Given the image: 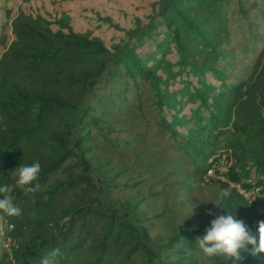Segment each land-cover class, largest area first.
Masks as SVG:
<instances>
[{
    "label": "trees",
    "instance_id": "obj_1",
    "mask_svg": "<svg viewBox=\"0 0 264 264\" xmlns=\"http://www.w3.org/2000/svg\"><path fill=\"white\" fill-rule=\"evenodd\" d=\"M231 4L253 44L241 73L235 55L222 62L220 52L237 41ZM159 7L113 52L67 22L55 23L67 34L41 17L15 27L24 45L12 43L7 66L31 80L0 101V183L14 184L11 171L39 160L41 188L14 189L20 216L0 212V238L10 241L0 264H39L51 248L57 264H264V253L208 257L196 244L227 210L253 235L264 220V0ZM89 57L96 69L77 76ZM206 185H215V203L177 222ZM224 188L231 197L221 201Z\"/></svg>",
    "mask_w": 264,
    "mask_h": 264
},
{
    "label": "rangeland",
    "instance_id": "obj_2",
    "mask_svg": "<svg viewBox=\"0 0 264 264\" xmlns=\"http://www.w3.org/2000/svg\"><path fill=\"white\" fill-rule=\"evenodd\" d=\"M159 4L160 0H0V101L7 96L17 97V93L21 95L30 83L31 79L27 76L28 70L7 66V62H10L12 43L17 42L19 50L24 45L23 42H20L15 27L23 28L29 17L32 19L41 17L52 22L51 28L54 33L62 31L67 34L66 29H61L55 24L56 21L67 22L75 34L100 40L109 51L113 52L115 47L128 40L130 32L136 30L138 20L148 23L157 17L160 12ZM232 6L233 4L228 8L227 18L231 21L237 41L233 44L232 51L228 49L229 47L224 46L220 52L222 62H228V53H233L236 61L235 68L238 69V73H241L244 64L248 62L247 53L244 52L249 41H247V36L241 35L238 19L231 13ZM254 42L259 41L257 39ZM251 45L253 44L248 47ZM97 60V57H89L88 62L76 67L75 74L79 76L80 69L93 73L96 69L93 64H96ZM2 61L6 63L1 64ZM262 63L264 65V61ZM260 72L262 73L260 70L256 75H259ZM255 73V71L252 73V77ZM261 73L260 75H262ZM61 94L70 103L76 98L66 91H62ZM5 121L6 115L0 112V126L4 125ZM221 168L223 170V167ZM202 196L204 198L199 199L196 204L194 203L181 213L179 212L176 217L177 222L188 216L193 207L190 215L198 217L197 214L199 215L201 209L208 207L211 203L214 204L217 196L215 185L204 186ZM1 228L0 225V232H2ZM0 246L9 249L10 241L3 242L0 238Z\"/></svg>",
    "mask_w": 264,
    "mask_h": 264
},
{
    "label": "clouds",
    "instance_id": "obj_3",
    "mask_svg": "<svg viewBox=\"0 0 264 264\" xmlns=\"http://www.w3.org/2000/svg\"><path fill=\"white\" fill-rule=\"evenodd\" d=\"M40 170V161L34 160L30 164L21 163L11 171L14 184L0 183V212L9 217L21 215V208L14 202V189L19 188L26 195L38 192L41 188L37 182ZM230 197L231 192L227 188L221 189L218 193V199L221 201H226ZM196 244L208 257L222 255L228 259L238 260L241 251H248L256 257L264 253V220L258 223L257 235H253L244 222L236 217L235 212L227 210L225 214L210 221V226L204 234L197 237ZM59 252L58 248L49 249L41 256L39 264H57Z\"/></svg>",
    "mask_w": 264,
    "mask_h": 264
},
{
    "label": "built area",
    "instance_id": "obj_4",
    "mask_svg": "<svg viewBox=\"0 0 264 264\" xmlns=\"http://www.w3.org/2000/svg\"><path fill=\"white\" fill-rule=\"evenodd\" d=\"M223 163H224V160L222 159L221 161H220V164H222L223 165ZM215 166H213V168H211L209 171H208V176L209 177H212V176H215V175H213V172H215ZM220 168V167H219ZM224 170V169H223ZM221 179L222 180H224V177H221ZM253 195L254 196H257L258 195V191H256V192H253Z\"/></svg>",
    "mask_w": 264,
    "mask_h": 264
}]
</instances>
